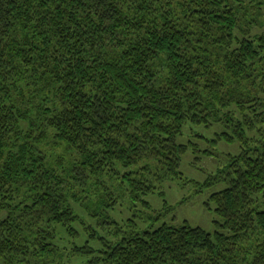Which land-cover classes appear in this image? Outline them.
Masks as SVG:
<instances>
[{
  "label": "trees",
  "instance_id": "16d2710c",
  "mask_svg": "<svg viewBox=\"0 0 264 264\" xmlns=\"http://www.w3.org/2000/svg\"><path fill=\"white\" fill-rule=\"evenodd\" d=\"M187 125L239 145L215 230L117 222L181 179ZM6 209L0 264H264V0H0Z\"/></svg>",
  "mask_w": 264,
  "mask_h": 264
},
{
  "label": "rangeland",
  "instance_id": "374dc122",
  "mask_svg": "<svg viewBox=\"0 0 264 264\" xmlns=\"http://www.w3.org/2000/svg\"><path fill=\"white\" fill-rule=\"evenodd\" d=\"M220 130L221 127L218 125L210 128L187 125L178 142L183 144L191 142L194 146L197 145L199 151L189 150L182 157L181 179L165 183L164 199L157 194L145 198L150 204L151 210H147L141 202L133 203L127 199L111 215L120 223L128 218H133L140 223V226H147L149 222L153 221V217L157 218L154 225L162 222L181 224L187 221L193 227L197 226L208 232H213L216 216L213 211L214 204L209 200V197L212 193L226 187L225 181L219 179L217 173L224 169L228 155H235L239 152L237 143L230 144L224 141L213 143L216 133ZM43 148L53 157L61 156L58 159L63 164L66 162L61 159L65 155L61 146L51 143ZM205 150L209 151L210 155L202 152ZM164 200L174 208L166 209ZM180 201L183 203L178 205ZM6 212L7 209L0 210V218L5 216ZM173 217H175V222L172 221Z\"/></svg>",
  "mask_w": 264,
  "mask_h": 264
}]
</instances>
